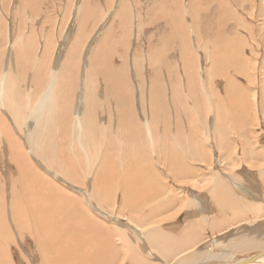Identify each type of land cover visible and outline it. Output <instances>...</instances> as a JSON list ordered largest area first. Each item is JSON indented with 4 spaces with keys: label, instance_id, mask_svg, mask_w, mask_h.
Masks as SVG:
<instances>
[{
    "label": "bare ground",
    "instance_id": "1",
    "mask_svg": "<svg viewBox=\"0 0 264 264\" xmlns=\"http://www.w3.org/2000/svg\"><path fill=\"white\" fill-rule=\"evenodd\" d=\"M11 1L0 0V39L2 40L0 44V153L1 151L5 152V150L9 153V156L7 155L5 159L16 171L14 170L15 175H12L14 177L12 183L8 184L10 187L9 199L7 198L8 193H6V178L4 179L2 173H0V264H12L14 259L11 257V250L8 246L17 243L18 238L27 236L35 240L40 256L39 264H157L153 263L148 255L143 254L142 249L144 250L145 246L142 248V237H137L123 228H119V231H109L110 228H108L107 233L104 232L106 224L104 210L110 208L109 211L111 212L113 208L111 203L115 200V194L123 187L124 190L121 193H125L123 199L121 198L122 202L119 204L136 211L137 209L149 207L152 213L150 216L153 215V218L157 213L175 208L179 200L182 201L180 210L172 212L168 216L169 219L176 220L183 211L197 206L196 202L198 201L196 198L190 200L192 197H184L185 195L178 200L175 196H178L181 191L178 192L175 187L170 189V183L163 182V180H166L165 177L168 176V172L173 178L183 177L184 182H187L197 192L207 191V197L208 199L211 197L213 208L207 206V217L204 214V207L195 210L197 215L202 214V218H197L196 223L194 219L195 224L187 226L191 220L186 225L187 228L183 232V238L179 237L181 239H175L174 235L167 234L161 228L146 227L144 237L147 244L145 242V245L152 254L153 252L161 254L160 258L162 260L158 258L160 261H164L166 264H198L199 262V264H207L201 262L207 254L193 250L196 247V242L201 239L200 232H203V234L205 232V226L202 224L203 222L209 224L208 226L214 231H221V228L225 227L227 223L234 226V223L238 220L237 214L234 212V204L238 202L241 203L239 204L241 207L246 209L247 218H250V214H253V218L256 220H263L260 219V215L263 214L262 209L255 208L256 205L250 207L251 201L246 199V196L253 198L256 194L252 190L250 194L242 184H239L240 182L234 180L236 178L237 180L242 179L239 172L236 171L227 176L232 183L231 187H228V184L224 182L217 170H211L209 176L206 175L207 178L203 177V181H198L196 179L198 176L193 173V169L196 161H198L196 158L201 161L204 160L202 156H199L200 151H202L201 146L204 145L199 142L200 139H197L195 135L197 136L201 129L208 127L210 114H213L211 119L216 117L221 121L220 119L223 118L224 113H227V115H233L235 118L239 117L238 120H242L239 121L242 125L244 123L249 125L250 115L256 110L252 101L253 94L251 90V93L247 94L240 85H238L240 89L238 90L235 86L238 84L236 78L233 81L229 76L232 82L229 79L230 83H225L235 91H225L224 100H222L225 105L222 106V110L219 103L221 97H219L218 92L212 90L211 84L214 77L224 73V71H219L220 67L226 65V63L232 64V66L235 64L228 55L229 51L232 56L239 54L236 58V63L239 65V76L247 78V83L250 86L255 82V76L258 77L256 60L260 56L257 48L264 46V22L262 26L260 25L261 27L258 24H253V22L250 25L239 14L240 11L237 8L240 1H242V3L250 5L252 11L256 9L260 13L259 16H264V0H210L214 5L212 9L217 12L219 17L216 20L218 25L217 37L208 44L198 36L194 38V43L192 40L193 34H199L201 29L199 24L202 27L203 14L208 12L205 11L207 8H204L208 5L206 6L203 3L204 6L202 7L201 0H171L176 13L182 11L181 2L186 1L189 4L187 16L180 15L179 27L177 25L173 27V29H176V31L173 30V38H178L183 45L182 60L183 58L186 60L183 61V65H185L183 75L187 87L181 88L180 81L183 82V80L180 78L178 80V75L175 74L178 83L176 85L177 89L171 88L170 93L178 100L175 101L174 105H177L176 107H179V109L181 108L179 112L184 109L188 120L196 119L198 113L203 114V116L198 114L200 118L191 121L190 128H194V136L193 134L189 136L188 133V136H185L186 133L184 132L186 130L181 132L179 126V132L175 129L174 124L171 125L166 117V108L169 105L166 107L165 102L169 99L167 100L168 97L166 96L163 99L161 98L163 89L166 86H164L165 84L154 86L161 81L156 79L151 81L150 78L143 77L140 72L142 58L139 59L136 53L131 56V39L128 33H124L127 37L118 39L113 47H108L107 52L106 48L104 49V46H106L104 45V37L98 40L93 50L90 49V46L88 47L91 50L89 53L83 51V44H73L75 50L71 52L69 50L70 54L62 60L61 72L55 78L57 73L53 75L50 71L57 44V41L53 38V29L49 30L51 33L45 39L46 42L45 40L41 42L37 38L40 31L38 32L36 28L33 29L32 27H22L21 21L18 20L20 19L19 15L22 16L24 11H28L27 18L29 22L31 24L34 21L37 22L42 1L21 0L23 5L20 4L19 7L22 11L15 6L17 0L13 2L14 8H10ZM80 1L84 5L77 7V14L80 16V13L83 15L84 12V20L79 22L81 24H79V30L74 41L79 36V42L82 43L85 39L90 41L92 37L89 29H86L88 26L85 25V18L92 13H96L98 9L94 8L91 0ZM122 1L127 5L125 0ZM122 3H119L120 6ZM257 4L260 7H257ZM126 7L123 6V8ZM163 7L164 5L160 6L161 9H158V12L164 16ZM241 10L243 9L241 8ZM9 11H11L10 14ZM199 11H201V14ZM254 16L256 17V14ZM116 17L121 19L124 26L130 20H133L130 10L126 12L125 9L124 11L122 6L116 13ZM250 18H252L251 14ZM26 20L24 19V23ZM229 21H232L235 26L232 36L224 33L226 23ZM14 22L16 23V29H14ZM93 25L95 26V24ZM122 29L123 31H130L127 27H122ZM260 31L263 32L262 36ZM62 34L64 35V33ZM249 40H253L255 44L253 45ZM249 43L252 45H249ZM205 44L207 48L212 47L209 55L210 51L205 48ZM195 46L199 47L200 52L204 49L207 50L205 54L208 55V57H205L207 60L213 58L212 66L209 70L205 68L202 75L199 70L202 65L200 62L198 63L199 59ZM245 47L251 49V57H244L249 51ZM70 49L72 50V47ZM82 52H85V55H83L84 53L81 54ZM115 55H118L119 61L122 60L123 62L121 68L114 66L112 63ZM85 58H87V62ZM248 58L254 61L251 62ZM148 59L152 67L151 70L157 67L160 72H162L161 69L164 70L163 64L160 65V62H163L162 51L150 53ZM7 62H9L8 65ZM187 62H194L198 69H190ZM81 67H84L83 79L78 80L76 77ZM250 70L252 75L249 74ZM173 82H175V79ZM192 92L193 94H191ZM184 93L192 97L191 101L187 102L188 104L185 103L186 96L183 97ZM187 97L190 99V96ZM215 100L217 101L215 102ZM138 105H140V109ZM194 110H197L196 115ZM168 115H170V112ZM173 120H175L174 117ZM233 123L232 126H234ZM224 125L223 123L216 125L221 135L224 133L218 137L219 139L222 137L227 141L226 133L230 124L228 126ZM188 131L190 132L189 129ZM204 148L206 147L204 146ZM204 158L207 160L206 157ZM244 159L250 161L248 162L249 167L254 170L251 174H255L264 186V150L260 148V152H258L255 149H249V153L245 154ZM191 160L193 162L196 160L195 164ZM230 160L233 161L232 163L238 160L241 161L239 157H235V153H232ZM159 163H166L174 169L170 170L169 168L170 171L166 173L163 166L160 165L155 170L154 167H157L156 164ZM207 164L209 163L207 162ZM210 168L212 169V167ZM92 177L94 179V181H91L93 184L89 182ZM53 179H57L59 183L54 182ZM193 180H196V182ZM174 183L177 184L176 186L179 185L177 182ZM163 196H165V199L172 196V201L171 198L168 201L165 200V202L159 201L163 200ZM96 205L98 206L96 207ZM261 205L264 207V203H261ZM95 207L99 209L95 210ZM214 208L219 210L220 214L225 211L222 214L225 217L219 222L217 220V224H215L213 217L214 211L212 210ZM92 210H95L96 214H93ZM238 210L240 211V209ZM8 212L10 220H8ZM120 214L117 213V215ZM105 216L112 218L109 213ZM127 219L129 218L127 217ZM11 224L14 225L16 238L11 237L14 235V233L11 235L12 232H10L12 231ZM141 224L138 227H141ZM230 224H227V227ZM176 225L175 227H177ZM262 225L264 226V221L249 229L252 231H245L246 233L244 232L245 234L241 236L236 235L230 240L227 239L229 241L225 240L226 242L214 245L211 248V254L214 255L213 253L217 251V248H220L223 249L222 252L225 250L234 251L235 255L249 252L246 259L258 255L259 252L264 250V236H257L255 232ZM117 244H122L121 248H118ZM182 251L188 252L187 256L177 257ZM252 251H256V253ZM209 257L211 256L208 255L206 259L208 260ZM229 258H231V255ZM243 259L241 258L238 261L241 262ZM216 260L217 257L215 262ZM238 261L235 264L239 263ZM252 264H264V257Z\"/></svg>",
    "mask_w": 264,
    "mask_h": 264
},
{
    "label": "rangeland",
    "instance_id": "2",
    "mask_svg": "<svg viewBox=\"0 0 264 264\" xmlns=\"http://www.w3.org/2000/svg\"><path fill=\"white\" fill-rule=\"evenodd\" d=\"M22 1H24V0H22ZM41 1H42V7H41L42 9L40 8V10L38 11V13H40V15L37 16L39 18V20L37 18V20H38L37 22L34 21V23H32V24L29 22V19L27 18L28 14H29L28 11L27 12L24 11L23 14H25L24 15L25 17L23 16V14H22V16L19 15L20 19H18V20L21 21L22 27H25V26H26L25 28H27V27L31 28L32 27L33 29L36 28L37 29L36 31H38V32L40 31L39 35H37V38L41 42H44V40L47 39L48 36H50V35H48L51 33L49 30L53 29L52 30V31H54L53 38H54V40L57 41L56 42L57 44H56V51H55L54 56H53V62L51 64L50 71L52 72L53 75H55L57 73L55 78H57L61 72L60 67L62 64V60L67 58V56L70 54L69 50H70V52L75 50V47H73V44H76V43H77L76 45L83 44V46H82L83 51L89 53L91 50H93V48L95 47L98 40L103 39V37H104V45H106V46H104V49L106 48L105 50L107 52L108 47H113L114 44L118 42V39H120V38L122 39V37H127V35H125V34L128 33L130 35L129 36V38L131 39L130 44H131V48L133 51V52L131 51V56H134V53H136V56L137 57L139 56V59L142 58L140 61V63H141L140 72H141V74H143V77L144 78H150L151 81L153 79H156L157 81H161V82L155 84L154 86H157V85L159 86V85H164V84H165L164 86H166L163 89V92L161 94V98L163 99L166 96V97H168L167 100L169 99L167 102H165L166 107H167V105H169V107L166 108V117L169 119L171 125L174 124L175 129L179 132H180V127H181V132H184V130H186L184 132V133H186L185 136H188L187 133L189 134V136L192 134L194 136V134H195V132L193 131L194 128H190V126L192 124L191 121H194V120L196 121V119H198V117H199L198 116L199 113L197 114V110H194L195 115L197 114V117L195 116L196 119H193V120L189 119L188 120V116H186L187 114L184 111V109H182V111L179 112V110H181V108L179 109V107H176L177 105H174L175 101H178V100L176 97H173V95H171V93H170L171 88L177 89L176 85H178V83L176 82L177 77L175 74L178 75V80H180V79L183 80V82L180 81L181 88L187 87L186 79L184 80V75H183L184 71H185V65H183V61L184 62L186 61L184 58L182 60L183 45H182V42L179 41L178 38L177 39H175V37L173 38V32L176 31V29H173V27L176 25L178 26L180 24L181 16L182 15L187 16V13L189 11V4L186 1L181 2V6H182L181 10L182 11L180 13L179 12L176 13V9L174 8L171 0H125L127 2V5H126V3H122L123 2L122 0H112V1H110V0H91L94 8H97L98 11H96V13L90 14L89 16H86L85 25L88 26V27H86V29H89V33L92 34V37H91L90 41L88 39H85L82 43L79 42V36H77V39L75 41H74V38L76 37L77 32L79 30V24H81L79 22H81V20H84V12H83V15L80 13V16H79V14H77V7L78 6L82 7L84 5V3H81L80 0H70L72 3L69 0H41ZM13 2H14V0L11 1L10 8H14ZM201 2H202V7L204 6V4H206V6L208 5L207 7L204 8V9L207 8L205 11H208V12H205V14H203V17L201 20L202 27L199 24V28H201L199 31V34L196 35V33L194 31L195 34H193L192 40L194 43V38H196V36H198L199 38H201V40L203 42L206 41V44H208L209 42H212V40L217 37L216 31L218 30V25L216 24V20L218 19L219 16H218L217 12H215L214 9H212V6L214 7V5L211 3L210 0H201ZM119 3H122L121 6H122V9L124 11L126 9V12H128L130 10V12L132 13L133 20H130L126 26L122 25L121 19L116 17V13L119 11V9L121 7ZM240 3L238 4V8H237L241 12V13L239 12V14L242 17H244V19H246L248 21V23H250V25L253 22V24H255V25L258 24V26H260V25L262 26V24L264 22L263 21L264 16H259L260 13H258L256 11V9L254 11H252V8L247 3H242V1H240ZM20 4L23 5L21 0H17L15 6H17L19 10H20V7H19ZM163 5H164L163 11L166 13V14L164 13V16L162 13L158 12L161 9L160 6L162 7ZM123 6L124 7L127 6V7L123 8ZM128 6H129V8H128ZM69 7H71V8L69 9ZM257 7H260V5L257 4ZM241 8L243 10H241ZM250 8H251V10H250ZM20 11H22V10H20ZM249 11H250V13H249ZM10 12L11 11H9V14H10ZM199 13L201 14V11H199ZM254 13L256 14V17L254 16L255 15ZM250 14L252 15V18H250ZM99 17H100V19H99ZM15 18L17 19L16 14H15ZM198 18H200V17H198ZM24 19H27L25 21V23H24ZM47 19H50V20H47ZM187 20H188V17H187ZM199 21H200V19H199ZM43 24H44V26H43ZM46 24H47V26H46ZM93 24H95V26ZM233 26L234 25H233L232 21L227 22L226 27L224 28V33L228 36H232L234 33V30H235V26H234V28H233ZM14 27H15L14 29L17 28L15 22H14ZM122 27L123 28L127 27L130 29V31H128V30L123 31ZM62 33H64V35ZM262 33L263 32L260 31L261 36H262ZM61 35H62V37H61ZM106 35H107V37H106ZM131 35H132V38H131ZM248 37H250V36L248 35ZM15 38H17V37H15ZM45 42H46V40H45ZM119 42H120V40H119ZM249 42L252 43L253 45L255 44V42L253 40H249ZM1 43H2V40L0 39V44ZM250 43H249V45H252ZM206 44H205V48L209 49V51H210L208 53V55H209L212 51V47L207 48ZM89 46H90L91 50L88 49ZM116 46L118 47V45H116ZM71 47H72V50L70 49ZM196 47L197 46H195V49H197V51L199 52L198 53L196 51L198 59H199L198 63L200 62V64L202 65V66H200V64H199V66H200L199 70H200V73L202 75V71L205 68H206V70H209V68L212 66L213 58L211 60H207L205 58V57H208V55L207 56L205 55L207 50L204 49L202 52H200V50H198L199 47H197V48ZM245 49L247 51L248 50L249 51L247 52L246 56H244V57L245 58L251 57L250 56L251 55V53H250L251 49H249V47H245ZM257 50H258V53L260 54V56H259L260 58L257 55L258 59L256 60V64H257L256 72L258 74V77H257V75L255 76V82H253L251 86L248 85L247 78H242L238 74V66L239 65L236 63V58L238 57L239 54L232 56V55H230L231 54L230 51L228 52V55L230 56V58H232V60L234 61L235 64H233V66H232V64L226 63V65L220 67L219 71H222V72L224 71V73H223L224 75L219 74L217 77H214V79H213L214 81L211 84L212 90H215L216 92H218L220 95L219 97H221L220 100L218 99L219 103H220L221 110L223 109L222 106L225 105L224 101L222 102V100H224L223 97L225 96V91H228V92H234L235 91V89H233L227 85L230 83L229 82L230 80L232 82V79H233V81H235V78H236V81L238 84H236L235 86L238 90H240L239 86H238V85H240L241 88L244 91H246L247 94L248 93L250 94L252 92V94H253L252 95L253 96L252 101L254 102V106H255L256 110L250 115L251 121H249V125H247L246 123H244V125H242V123L239 122L242 120H240V119L238 120L239 117L235 118V116L227 115V113L226 114L224 113V116H222L223 118L220 119L221 121H219V119H217L216 117H215V119H211L213 114H210L208 117V121H209L208 127L206 126V129H201L198 132L199 134L197 133V136L195 135V137L197 139H200L199 142L200 143L202 142V144L206 147V148H204V146H201L202 151H200V153H199V156H202V159H204L203 160L204 162L201 161L199 158H196L198 161L194 160V162L196 161V164L193 162V160H191V162H193V164H195L194 169H193V173L198 176L196 178L198 181H203V179L206 177V175L208 177L211 170L212 171L217 170L218 173L220 174V176L222 177V179L224 180V182L228 184V187H231L232 183H231V181L228 180L227 176L229 174H233V172H236V171L239 172L242 179L237 180V178H236L234 180L236 182L238 181V183L240 182L239 184H242L250 194H251V190L253 191L254 194H256L255 196H253V198L246 196V199H250V201L252 202L251 203L249 201L250 207H251V205H256L255 208L262 209L263 214H264V207L261 205V203H264V201H263V199H264V186L260 183L261 181L258 180V178H256L255 174H253V173L251 174V172H253L254 170H251L249 167L248 162H250V161L249 160L246 161L244 159L245 154L247 152L249 153V149H255L258 152H260V148H262L264 150V79H263L264 78V65H263V62H264V60H263V58H264V46L262 45L261 47H259V49L257 48ZM102 51L104 52V50H102ZM159 51H162V54H163V59H162L163 62L162 61L160 62L161 63L160 65L163 64L162 67L164 68V70L161 69L162 72H160L158 70V67L156 69L154 68V70H151L152 67L150 64V60L148 59V55L150 53L153 54L154 52L156 53ZM85 52H82L81 54L84 53L83 55H85ZM10 53L12 56V51ZM199 54H200V56H199ZM85 59L87 62V58H85ZM249 59L251 60V62L254 61L251 58H248V60ZM148 60H149V62H148ZM112 63L114 66L121 68L120 66L122 65L123 62H122V60L119 61L118 55H115L113 60H112ZM8 64H9V62H7V65ZM187 65L189 66L190 69L197 68L196 65L194 64V62H187ZM217 65L220 66L219 63H217ZM83 73H84V67H81L80 71L78 72V76L76 78L78 80L83 79ZM249 74L252 75L251 70L249 71ZM48 75H49V73H48ZM234 75H235V77H234ZM226 78H227V81H226ZM256 78H257V80H256ZM132 79L134 80V78H132ZM174 79H175V82H173ZM184 81H185V84H184ZM226 82H227V84H225ZM100 85L103 86L102 83H100ZM166 88H167V90H166ZM250 90H251V92H250ZM254 90H255V92H254ZM191 94H193V92ZM239 94H240V92H239ZM247 94H245V96L248 98ZM78 96H79V93L77 94V99H78ZM184 96H186L185 97L186 98L185 103L191 101V99H192L191 95L184 93L183 97ZM187 96H190V99ZM195 97H197V96L195 95ZM187 99H188V101H187ZM255 99H256V101H255ZM137 100H138V98H137ZM193 101H195V100H193ZM216 101L217 100H215V102ZM114 104H115V102L113 103V105ZM138 106L140 109V105H138ZM161 106H164V105H161ZM174 106H175V108H174ZM191 106H193V105L191 104ZM114 107H115V105H114ZM161 110H162V107H161ZM169 112H170V115L167 116V114H169ZM199 115L203 116V114H199ZM173 117L175 120H173ZM231 118L234 119L233 120L234 123H233ZM223 120H225V121H223ZM178 122H180L181 124L180 123L178 124ZM235 122H236V124H235ZM216 123H218V124H216ZM219 123L225 124L224 126H228L230 124L229 130L226 133L227 141H225L222 137L220 139L218 137L219 135H221V132L219 131V128L217 127L219 125ZM227 123H229V124L227 125ZM232 123L234 126L231 125ZM184 125H185V127H184ZM240 126H241V128H239ZM188 129L190 130V132L188 131ZM215 129H216V131H215ZM25 135H27V133H25ZM208 136H210V137H208ZM218 147H220V148H218ZM203 150H205V151H203ZM206 152L209 156L207 154H205ZM232 153H235V157H239L241 159V161L238 160V161H235L234 163H232L233 161L230 160ZM226 154H227V156H226ZM7 155L9 156V153H7L6 150H5V152L1 151V153H0V173H2V177L4 179L6 178L5 179L6 180L5 183L7 185V192L6 193H8L7 198L9 199L10 187L8 186V184L10 185L12 183V180L14 178L13 176L15 175L14 170L16 171V169H14V167L11 164L7 163V161L5 159V157ZM204 157H206L207 160H209V159L210 160L207 161ZM245 158H248V157H245ZM206 161L209 164H207ZM219 162H221V163H219ZM156 165H157V167L156 166L154 167L155 170H157L159 168L158 166L161 165V167L163 166V170L166 173L168 171L174 169L171 166H168V164H166V163H161V164L159 163ZM216 166H217V168H216ZM210 167H212V169ZM169 168H170V170H169ZM160 171H162V169H160ZM197 171H199V172H197ZM169 173L170 172L167 173L168 176L165 177L166 180H163V182L166 181V183H170L169 184L170 189L175 187L176 189H178V192L181 191V193L178 196L177 195L175 196L178 198V200L181 199V196L185 195L184 197H189V198L192 197V198H190V200H193L196 198L198 201V202H196L197 206H194V208H192L190 206H189L190 208L187 207L189 209L183 211L181 213V215L176 220L175 219L174 220L169 219L168 216L172 212L174 213L175 211L177 212V210H180L179 208H181V206H182V201L179 200V203L177 206H175V208L170 209V210L165 211V212L163 211V213H161V212L157 213L155 215V218H153L154 217L153 215L150 216V214H152V213H151L149 207L137 209V211L139 210L137 212L134 209L131 210L130 208L124 207L123 204L122 205L119 204L122 202V199L124 197L123 195L125 193V192L123 194L121 193L124 190L123 187H121L122 190H118L116 192L118 198L116 197V194H115V200L116 201L114 200V202H113L114 205H113V203H111L112 207H113L111 209V212L109 211L110 208H107L104 210V221H106L105 223L108 226L106 228V224H105L104 232L107 233L108 228H110V230L108 229L109 231H111V230L112 231H114V230L119 231L118 230L119 228L120 229L123 228L124 230L132 232V234L137 236V237H142V239H141V243H142L141 245H143L142 248L145 246L144 250L142 249L143 254L148 255L151 258V260L153 261V263H157V264H159V263L166 264V263L164 261H160L161 254H158L157 252H155L156 254L154 252L152 254L151 251L145 245V242L147 244V240L144 237V232H145L146 227L149 228V227L153 226V228L157 227L156 229L161 228V230L166 232L167 234L174 235L175 239H177L179 237L183 238V235H184L183 232L186 230L187 226H192L194 221H195V223L197 222V220H198L197 218H199V219L202 218V214L199 213L197 215V212H195V210L201 209L204 207L203 208L205 210L204 214H206V217H207L208 216L207 215L208 212L206 210L207 206L210 208H213V203H212L211 197L209 199L207 197V191L203 192V190H201L202 192L201 191L197 192L196 190H193V188L191 186H189V184L187 182H184L185 179L183 177L182 178L176 177L177 179L174 177L175 178L174 179L171 175H169ZM45 175L49 176L48 174H45ZM162 175H164V174H162ZM53 180H54V182L59 183V181L57 179H53ZM180 180H182L183 182H181ZM85 181H86V179H85ZM91 181H94L93 177L89 181L90 183L93 184V182H91ZM172 181L177 182L179 185L176 186L177 184L172 182ZM193 181L196 182V180H193ZM126 187H128V186H126ZM178 187H180V188H178ZM125 190H127V189L125 188ZM235 192H238V191H235ZM239 193H241V192H239ZM196 194L199 195L200 198ZM164 197L165 196L162 197L163 200H159V201H164V202H165V200L168 201V200H170V198L172 196H170L169 199L168 198L165 199ZM206 198H207V200H205ZM171 201H172V198H171ZM204 202H205V204H204ZM239 204H241V203L238 202V203L234 204V209H235L234 212L237 214L238 220L234 223V226H232L230 223H227L228 225L230 224V226H228L230 229L227 227V224H226L225 227L221 228V231L215 230L216 231L215 232L214 230H212L208 226L209 224H205L203 222L202 225L205 226V232H204V234H203V232L202 233L200 232L201 239L196 242V247L193 249L195 252L197 251L199 253L207 254L206 258L208 257V255L211 256L208 258V260L206 258H204V260L201 261L202 263H207V264H212V263H214V264L215 263L216 264H228V263L235 264L238 260L240 261L241 258H245V257L249 256V252L244 253V254L241 253L239 255L238 254L235 255L233 253L234 251L225 250L222 252L223 249L221 250L220 248H219L220 250L217 248V251H215L213 253L214 255L211 254V251H212L211 248H213L214 245H216L220 242H224L225 240L229 241L230 238H232V237L234 238L236 235L241 236L242 234H245L248 231H252L249 229L256 227L257 224L264 221L263 214L260 215L261 216L260 219H263V220H259V219L256 220L255 218H253V214H250V218H247L246 217V213H247L246 209H244V207H241ZM192 205H195V204H192ZM201 205H202V207H201ZM97 206L98 205H96V207ZM98 209L99 208H96L95 210H98ZM123 209H124V211H123ZM144 209H145V211H144ZM191 209L193 212L191 211ZM238 209H240V211ZM95 210H92L93 214H96ZM117 210H119L120 212ZM127 210H128V212H127ZM101 211H103V210H101ZM212 211H214L213 217L215 220V224H217L219 221H221L222 218L225 217V216L224 217L222 216V214H224L225 211H222V214H220L219 210H216L215 208ZM108 213L112 218H107L105 216ZM114 213H116V214H114ZM117 213L118 214L121 213V214L117 215ZM124 215H125V217H124ZM116 216H117V218H116ZM122 216H123V218H122ZM194 216L195 217L197 216V217L195 218ZM215 216H216V218H215ZM127 217L129 219H127ZM163 218L164 219L166 218L165 219L166 222ZM168 219H169V221H168ZM8 220H10L9 212H8ZM217 220H218V222H217ZM184 221H185V223H184ZM141 222H142V224H141ZM117 223L121 227L120 226L117 227L116 226V225H118ZM133 223H134V225H133ZM153 223H156V224H153ZM109 224H110V226H109ZM140 224H141V227H138V225L140 226ZM175 224H177L176 225L177 227H175ZM157 225H159V226H157ZM10 226H11L10 228L12 230V231H10V232H12L11 235H13V233H14V235L11 237L16 238L14 225L11 224ZM112 226H113V229H112ZM223 228H225V230H223ZM142 229H144V230L142 231ZM170 229H172V230H170ZM206 229H208V230H206ZM13 230H14V232H13ZM132 230L136 233H134ZM177 231L178 232L180 231V232L178 233ZM255 234L257 236H261V237L264 236V226L263 225L259 226V228L255 232ZM181 238H179V239H181ZM227 239H229V240H227ZM19 240H20V242H18ZM18 241H17V243H14V244L12 243V246L11 245L8 246L11 250V254H12L11 257H13V259H14V261H12V264H39L40 256H39V252H38V249L36 247V243H35L34 238L27 236L25 238H18ZM134 245H136V244H134ZM121 246H122V244H117L118 248H121ZM213 250H216V249H213ZM185 252L186 251H182L181 254H179L177 257L182 256V255L187 256L188 252H186V253ZM254 252L256 253V251H254ZM246 254H248V255H246ZM230 255H231L232 259L229 258ZM241 255H244V256L241 257ZM153 257H155V258L152 259ZM216 257H217V260L215 262ZM158 258H160V259H158ZM155 259L156 260L158 259V260L156 261ZM233 261H234V263H232ZM194 264H196V263H194Z\"/></svg>",
    "mask_w": 264,
    "mask_h": 264
},
{
    "label": "water",
    "instance_id": "3",
    "mask_svg": "<svg viewBox=\"0 0 264 264\" xmlns=\"http://www.w3.org/2000/svg\"><path fill=\"white\" fill-rule=\"evenodd\" d=\"M264 257V250H262L261 252L258 253V255H255L249 259H246L247 257H245L241 262L237 263V264H252L254 263L256 260L260 259Z\"/></svg>",
    "mask_w": 264,
    "mask_h": 264
}]
</instances>
